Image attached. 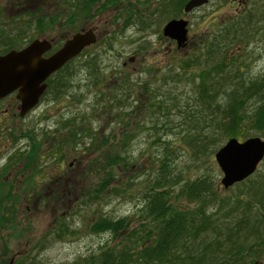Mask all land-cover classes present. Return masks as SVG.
<instances>
[{
  "label": "rangeland",
  "instance_id": "rangeland-1",
  "mask_svg": "<svg viewBox=\"0 0 264 264\" xmlns=\"http://www.w3.org/2000/svg\"><path fill=\"white\" fill-rule=\"evenodd\" d=\"M86 1H69L66 11L63 0H0V37L9 50L34 38L35 15L48 19L55 9L63 16H56L51 26L42 22L48 29L44 38L55 35L66 22L76 32L91 25H96L98 34L105 29L45 80L44 92L28 113L20 117L14 95L5 98L12 107L6 115L0 112V264H89L102 250L118 246L120 238L90 229L98 217H125L127 230L136 229L143 236L139 224L147 219L142 207L157 171L155 159L162 153L158 145L162 141L172 150L167 162L174 183L171 195L185 182L209 179L213 193L207 211L225 220L223 224L243 226L235 233L237 242L246 250L254 244L243 264H264V243L258 241L264 237L260 217L264 159L251 176L224 188L214 154L227 139L200 161L182 138L201 126L196 119L202 111L196 85L203 79L207 82L205 69L223 53L225 74L230 72L223 83L226 90L233 89L235 81L250 82L264 74V0H208L189 12L183 11L188 0L181 7L182 0H134L133 4L120 0L99 13V0ZM82 5H88L85 13ZM177 15L187 20L189 30L186 44L178 49L175 40L161 34L163 25ZM224 29L230 43L225 48L221 42L219 49L214 36ZM212 38L215 44L209 47ZM240 72L241 78L236 75ZM214 78L217 81L215 74ZM219 98L229 105L226 91H220ZM3 103L0 109L8 106ZM255 104L248 100L245 111ZM228 126L230 137L235 134L239 141L258 134L264 139L258 129L233 132L235 122L230 119ZM124 138L122 150L118 144ZM112 152H121L126 163L105 166L103 155ZM30 153L33 157L28 159ZM105 178L109 182L99 191ZM170 202L181 209L196 207L183 197H172ZM224 237L216 239L225 242ZM149 241L148 237L144 243ZM188 247L200 249L198 243ZM216 250L214 254L219 253ZM211 257L204 264H217Z\"/></svg>",
  "mask_w": 264,
  "mask_h": 264
},
{
  "label": "trees",
  "instance_id": "trees-1",
  "mask_svg": "<svg viewBox=\"0 0 264 264\" xmlns=\"http://www.w3.org/2000/svg\"><path fill=\"white\" fill-rule=\"evenodd\" d=\"M184 2L185 0H182L179 7ZM227 32L228 30L224 29V31L214 36L215 38L218 37L219 49H221V42L225 48L230 43ZM215 38L211 39L208 44L209 47L215 44ZM224 55L223 53L216 64L205 69V74L209 76L206 79L207 82L203 79L196 85L195 91H197L199 96L197 99L202 104V111L196 115V119L201 126L182 135V138L186 139L189 146H191L190 149H192L194 156L196 158L198 156L200 161H202V156H206L209 153L210 149V154H212L214 149L217 148V144H222L221 141L234 137L235 134L230 137L228 131L230 129V126H228L229 119L235 122L233 132L238 130V132L244 134L248 128H251V130L258 129L264 133V74L250 82L245 80L242 82L235 81L233 89L226 90L223 83L224 79H227L230 75V72L228 71L225 74ZM192 61L195 60L192 59L189 62ZM235 64L240 66L237 62ZM214 74L218 77L217 81L213 80L215 79ZM236 75L241 78L242 73L240 72ZM220 91L227 92L225 100L229 105L224 104L219 98ZM250 99L255 100L256 104L251 111H245V105ZM231 104L236 106V111ZM232 112L234 113L233 117ZM125 142L126 138L122 139L118 147L125 150ZM162 143H158V145H162V153L155 159L158 163L157 171L154 173L144 197L142 216L147 220L145 223L141 222L139 224L140 232H143V236L138 235L136 229L127 230L129 221L125 217L117 219L98 217L97 220H93L90 223V229L108 231L113 236L120 235V238L118 246H111L102 250L97 256L90 258L89 264H165L176 260L180 264L185 262L204 264V260L206 258L210 259V256H212L211 260L213 262L217 260V264H243V262H247L248 258L246 255L252 254L254 244L252 243L246 250V245L238 243L237 237H235V233L239 232L243 226H240V223H235L234 226L233 224H223L225 220H217L214 212L207 211L208 196L209 193H213L211 192L212 188L209 179L198 177L194 181L185 182L178 188L176 195H171L174 183H172L171 174L169 172L167 174V162L169 159L168 155L172 153V150L169 148L170 143L165 141H162ZM165 152L166 154H164ZM32 157L31 153L27 156L28 159ZM119 163H126L121 156V152L105 153L103 155V164L105 166ZM108 182V178L101 180L98 190L104 189ZM172 197H183L187 201H194L196 207L191 209L175 207L170 202ZM260 215L264 220L262 211ZM217 221H220V223ZM222 229L226 231L222 233ZM221 235L225 236V242L216 239V236L221 237ZM261 236L258 241L264 243V237L263 235ZM148 237L150 241L144 243V240ZM206 237H210L211 240L205 242ZM197 243L200 246L199 250L195 251L196 248L188 249L190 244L193 246V244L197 245ZM180 245L184 247H182L181 255H178L177 249ZM223 247L224 250L222 249ZM242 248L245 253L236 252V250H241ZM249 249L251 250L250 252ZM215 250L219 253L214 254L213 251ZM199 251V254L195 253Z\"/></svg>",
  "mask_w": 264,
  "mask_h": 264
},
{
  "label": "water",
  "instance_id": "water-1",
  "mask_svg": "<svg viewBox=\"0 0 264 264\" xmlns=\"http://www.w3.org/2000/svg\"><path fill=\"white\" fill-rule=\"evenodd\" d=\"M207 1L188 0L183 11L189 12ZM186 29L187 20L170 19L163 25L161 34L182 47L187 41ZM95 41L94 34L86 30L73 33L47 56L43 53L50 49V42L45 39H33L21 49H11L0 55V98L14 92L22 117L38 103L46 88L45 80ZM214 158L223 174L219 183L228 188L256 171L264 159V139L258 135L240 141L235 137L227 138L217 148Z\"/></svg>",
  "mask_w": 264,
  "mask_h": 264
},
{
  "label": "flooded vegetation",
  "instance_id": "flooded-vegetation-1",
  "mask_svg": "<svg viewBox=\"0 0 264 264\" xmlns=\"http://www.w3.org/2000/svg\"><path fill=\"white\" fill-rule=\"evenodd\" d=\"M69 1L72 2V0H63V4L65 5L66 11H67V8H68ZM92 1H94V0H87L86 3L89 4ZM99 1H100V3L96 5L97 13H99V10L104 12L105 7H107V6H113V7H115V4L113 2H117V1L119 2L120 0H99ZM118 2H117V4H118ZM105 3H107V5ZM133 3H134V0H130V4H133ZM71 6H72V3H71ZM71 6H69V8ZM87 7H88V5H82L80 7V9H82L83 10V13H85V10L87 9ZM195 9L196 8H194L192 11H194ZM59 13H62V12L61 11L56 12V9H55L52 12V14L48 15L49 16L48 19H44L43 16L42 15H39V14L38 15H35V20H33L34 21L33 28H34V30H35L36 33L34 35V38L28 40L24 45H26L28 42H30L33 39H45V40H47V41L50 42V49L47 50L45 53H43L44 56H47L50 53H52L55 50H57L67 38H69L74 32H76V31H73V30H72L73 31L72 32L71 31L72 28L71 29L67 28L68 26H70L69 23L66 22V21H63V22H66L65 25L62 26V23H61V28L59 29V31H56L55 35H53L50 38H44L45 37V34H46V32H47L48 29H46V26H44L42 24L44 23V21L45 22L48 21L49 25L51 26V24H53L55 22V19L57 18L56 16H60V17L63 16L62 14H59ZM91 14H95L94 9L91 11ZM67 17H68V21L71 22V18H73L72 15H71V13ZM180 18L181 17H178V15H177L173 19H180ZM181 19H183V18H181ZM84 30H90L94 34L95 38H98L99 36H101V34L103 35L105 33V29H103L98 34L97 33V27H96V25H91L90 27L85 28ZM188 31H187V40H188ZM174 43L176 44L175 41H174ZM24 45L21 46V47H19V48H15V49H20V48L24 47ZM175 47H176V49H178V47L176 45H175ZM8 50H9L8 49V44H5V42L0 37V55H4L5 53L8 52ZM10 94L14 95V98L15 99H13V100H15V102H17L18 100L15 97V93L12 92ZM10 94H8V95H10ZM8 95H6V96H8ZM6 96L0 98V104H2L3 102L6 103V100H5ZM7 103H6V105H8V106L5 109H0V112H1L2 115H6V114H8L9 111H11L12 105L11 104H7ZM17 104H19V102L16 103V104H14L15 105L14 107L16 109L18 108V105ZM17 112H18V110H17ZM15 113L16 112H11V115L13 116Z\"/></svg>",
  "mask_w": 264,
  "mask_h": 264
}]
</instances>
